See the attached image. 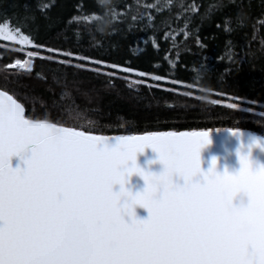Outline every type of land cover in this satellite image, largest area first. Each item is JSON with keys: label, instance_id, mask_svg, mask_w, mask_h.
Returning a JSON list of instances; mask_svg holds the SVG:
<instances>
[{"label": "snow or ice", "instance_id": "snow-or-ice-1", "mask_svg": "<svg viewBox=\"0 0 264 264\" xmlns=\"http://www.w3.org/2000/svg\"><path fill=\"white\" fill-rule=\"evenodd\" d=\"M190 11H197L195 5ZM0 31L21 44L35 43L18 27L8 31L5 23ZM45 50L51 55L45 57ZM28 55L109 79L121 69L138 71L43 44ZM15 65L29 72L33 67L20 60ZM64 111L66 118L57 120L29 114L15 94L0 90V264H264V165L254 166L241 152L235 174L217 171L215 158L204 171L201 149L212 142L211 129L105 136L85 127L92 121L78 108ZM149 147L164 166L159 174L138 163V153ZM13 156L26 167H12ZM171 171L184 183L160 188L158 179ZM133 174L147 182L143 191L126 187ZM241 190L251 197L240 214L253 225L247 235L238 232L228 209ZM136 205L148 210L147 219L137 217Z\"/></svg>", "mask_w": 264, "mask_h": 264}, {"label": "trees", "instance_id": "trees-1", "mask_svg": "<svg viewBox=\"0 0 264 264\" xmlns=\"http://www.w3.org/2000/svg\"><path fill=\"white\" fill-rule=\"evenodd\" d=\"M5 23L35 42L0 38V89L29 114L64 119L76 107L105 136L233 129L264 137V0H0ZM39 44L138 71L109 79L38 57L31 72L11 66Z\"/></svg>", "mask_w": 264, "mask_h": 264}, {"label": "water", "instance_id": "water-1", "mask_svg": "<svg viewBox=\"0 0 264 264\" xmlns=\"http://www.w3.org/2000/svg\"><path fill=\"white\" fill-rule=\"evenodd\" d=\"M242 133L241 136H236L229 130H213L210 137L212 142L201 149V167L204 171H208L212 167V161L215 158L217 161V171L224 172L227 170L235 174L242 166L239 155L241 152L250 155L254 166L259 167L264 165V137L245 131H242ZM254 138L260 141V145L255 143ZM109 143L115 144L116 141L110 140ZM34 147V144L28 145L29 154L30 150ZM137 160L146 171L159 173L164 167L159 161L158 153L150 147L146 148L143 153H138ZM11 164L14 168L26 167L20 156H13ZM128 180L129 182L126 184V187L133 192H141L146 187L143 177L139 174H133ZM178 183L182 185L184 183L183 178H180ZM114 190L119 191L120 185H114ZM135 213L138 218L142 219H147L149 216L148 210L139 205L135 206ZM125 219L130 220V217L126 216Z\"/></svg>", "mask_w": 264, "mask_h": 264}, {"label": "clouds", "instance_id": "clouds-1", "mask_svg": "<svg viewBox=\"0 0 264 264\" xmlns=\"http://www.w3.org/2000/svg\"><path fill=\"white\" fill-rule=\"evenodd\" d=\"M109 2H111V0H109ZM180 178H183V177L180 176L177 172L171 171L166 177L158 179L157 182H158L159 187L163 188L164 186L169 185V184L171 185L179 184L178 180ZM145 183L147 184L146 181ZM250 203H251V197L249 193L245 190H241L240 192L235 194L232 201L228 205V209L230 213L233 215L234 218L237 219V230L241 235L250 234L254 230L253 225L250 222L240 218V214L243 213L247 209Z\"/></svg>", "mask_w": 264, "mask_h": 264}, {"label": "rangeland", "instance_id": "rangeland-1", "mask_svg": "<svg viewBox=\"0 0 264 264\" xmlns=\"http://www.w3.org/2000/svg\"><path fill=\"white\" fill-rule=\"evenodd\" d=\"M9 31V30H8ZM0 38L1 39H4V40H7V41H15V42H20L19 39H16V40H13V39H8L6 38V36L4 35V32L3 31H0ZM30 52H26L25 54V60L24 61H21V62H31L33 64V60H32V56L28 55ZM12 67H16L18 69H21L19 68L18 65H15V62L11 65ZM27 70V69H25Z\"/></svg>", "mask_w": 264, "mask_h": 264}]
</instances>
